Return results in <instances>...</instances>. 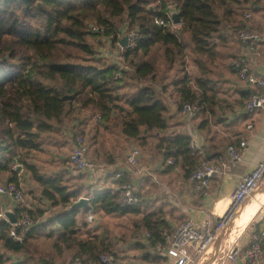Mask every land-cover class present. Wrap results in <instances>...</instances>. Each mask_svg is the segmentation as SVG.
I'll return each mask as SVG.
<instances>
[{
    "label": "trees",
    "instance_id": "1",
    "mask_svg": "<svg viewBox=\"0 0 264 264\" xmlns=\"http://www.w3.org/2000/svg\"><path fill=\"white\" fill-rule=\"evenodd\" d=\"M167 1L0 0V178L2 182L19 184L24 170L36 184L38 201L61 208L59 214L35 225L34 213L40 217L44 209L25 206L33 226L20 243L9 237L10 225L0 218V264H9V253L27 252L36 229L55 224L57 229H51L48 236L56 237L57 249L74 251L71 263L80 257L84 264H115V252L112 262L100 261L101 254L110 255L109 242L81 217L88 213L124 215L136 209L119 206L118 190H91V187L84 190L76 185L74 180L81 178L82 173L73 175L68 169L45 171L42 164L31 160L32 152L43 150L41 135L58 133L70 118L73 103L100 113L105 124L119 121L121 134L140 149H147L154 137L157 154L165 161L171 159L180 164L186 177L202 160L197 154L191 155L188 135L166 134L170 127L167 103L154 86L143 82L156 80L159 62L153 57L155 50L165 66L181 61L187 45L197 55L213 60L214 39L221 37L223 28L228 24L231 29L246 26L243 17H238L248 10L246 4L250 0H174L181 19L180 29L188 34V40L169 27L155 24V18L166 17ZM91 23L104 26L105 31L90 33ZM124 26L141 34L132 48L121 50L127 69L99 57L91 40L92 35L111 36L110 42L117 46V34ZM191 81L184 73L175 82L180 97L177 111L180 112L184 102H190L198 106L202 117L198 128H206L214 118L221 122L225 116L218 117L214 87L200 75L194 78L193 85ZM237 93L233 108L241 109L249 91ZM70 132L71 136L67 131L64 134L72 143L76 133L82 134ZM113 157L106 162L113 163ZM14 160L21 166L19 171L10 168ZM123 180L130 179L124 177L116 182ZM82 196L88 198V204L73 207ZM140 223L150 233L149 245L153 247L162 240L161 231L167 235L172 232L163 217L154 212L143 215ZM150 257L145 254L144 259Z\"/></svg>",
    "mask_w": 264,
    "mask_h": 264
},
{
    "label": "crops",
    "instance_id": "2",
    "mask_svg": "<svg viewBox=\"0 0 264 264\" xmlns=\"http://www.w3.org/2000/svg\"><path fill=\"white\" fill-rule=\"evenodd\" d=\"M259 1L251 11L250 18L244 20L246 26H251L258 31L264 29V3ZM239 54L240 44L238 43L235 56ZM252 68L257 75L264 77V44L259 45L258 58ZM240 90H247V87L243 84L238 88V91ZM167 106L170 125L167 133L178 132L189 135L187 134L189 131L196 137L200 146L196 156L215 164H221L225 161L226 165L222 168L221 173L210 179L209 187L206 190L196 191L194 184L189 177L185 176L180 164H168L162 155H158L156 152L147 153L146 147L141 148L142 155L138 164L136 166L129 165L126 156L130 147L135 144L132 139L124 137L123 153H116L113 163L109 164L104 161L99 168L82 173L85 175H81L82 178L77 179L82 181L81 187L86 184L88 186L85 188L91 187V190H117L118 183L112 179L109 170L121 164L120 166L125 169L124 177L137 185L138 203L133 206L136 211L122 215L124 216V256L128 257L125 264H169L166 256L158 253L153 245H149V240L145 237L147 230L141 227L140 223L143 215L149 212L157 213L163 217L171 230L187 218L195 221H201L206 217L217 218L227 208L237 182L258 161L264 158V107L248 115L239 116L235 112L226 113L224 121H210L204 129L195 126L193 119L189 123L190 129H188L182 114L173 109L171 105L167 104ZM236 108L237 106L233 110L235 111ZM248 123L252 124L251 129L246 127ZM67 135L71 136L69 130ZM241 140L245 141V146L241 149V159L239 161H227L226 147L229 144L238 145ZM263 184L264 181L261 185ZM4 204L5 212H15L14 203L10 199L5 197ZM249 207L251 206H248V211L251 210ZM244 213L242 212L238 219ZM93 215L95 221L92 225L97 226L102 220H110V215L115 214L95 213ZM83 217L84 215L81 218ZM77 218L79 219V217ZM246 218L241 221L237 220L233 226L235 228L238 225L236 237L232 243L225 236L229 228L224 235L208 246L194 260L193 264H264V245L262 246V253L257 259L251 260L245 255V250L250 245V233L253 230H258L264 221L258 222L253 219L250 224L247 223L248 227L244 229V224L247 222ZM54 226H56V230L57 224L48 226L50 231L54 229ZM240 226L242 229L239 228ZM97 232H100L99 229ZM231 248L234 249L236 255L234 261L226 256ZM145 254H150L149 260L144 259ZM8 257L10 258L9 264H24L22 254L9 253Z\"/></svg>",
    "mask_w": 264,
    "mask_h": 264
},
{
    "label": "built area",
    "instance_id": "3",
    "mask_svg": "<svg viewBox=\"0 0 264 264\" xmlns=\"http://www.w3.org/2000/svg\"><path fill=\"white\" fill-rule=\"evenodd\" d=\"M258 0H250L246 4L248 10L253 9ZM165 18H155L156 25L161 27H169L170 29L176 26L171 19L172 12H178L177 3L174 0L166 2ZM243 13V19L248 20L251 16V10ZM89 32L92 34L103 33L104 26L91 23ZM172 30V29H171ZM229 34L240 44V54L232 60L231 67L234 69L238 79L247 87L249 91L248 97L241 109L235 110L237 115H248L257 109L264 107V77L257 75L253 68L258 58V47L264 44V29L256 30L251 26H242L230 28ZM126 35L127 42L124 47L119 44L120 39ZM119 41L117 46L120 50L125 48H132L135 41L141 38V34L136 29H128L124 26L119 30ZM108 43L111 41L110 37H103ZM180 113L182 114L187 128L190 129L189 123L198 113V106L194 103L184 102L181 106ZM96 120H100V113H96ZM248 129L252 128V124L246 125ZM190 137L189 148L191 155H196L199 152L200 146L196 137L189 131ZM245 146V141H239L238 145L229 144L226 147L227 161H239L241 159V149ZM89 143L84 135L76 133L73 137L72 148L66 157L67 163L72 169L79 173H86L96 166V164L88 157ZM141 149L133 145L130 147L126 156V160L131 166H136L141 157ZM172 164L171 159L165 161ZM215 164L208 160L202 159L197 162L193 168L189 179L194 184L196 191L206 190L209 187L210 179L221 173L222 168L225 167L226 162ZM121 165V164H120ZM120 165L109 170L114 181L124 179L125 169ZM18 166L17 161L10 164L12 170ZM264 181V158L258 161L253 168L247 172L236 184L230 196V202L225 211L217 218L206 217L201 221L187 218L180 222L173 228L172 232L167 235L161 231L159 234L162 237L158 241L154 249L166 256L169 264H193L194 260L199 257L208 246L214 243L219 237L224 235L226 231L234 226V221L238 213L243 209L246 203L254 195L255 191L260 187ZM119 191V206L122 208L132 207L138 203V189L137 185L131 180H123L118 184ZM24 191L20 184L13 182L0 183V218L4 219L10 225L9 237L15 242H22L33 226L31 215L24 209L23 201ZM10 199L14 203V211L16 221L10 223L5 215L4 198ZM77 201V200H76ZM88 223L93 224L95 216L88 213L86 216ZM255 221H264V201L259 205V212L255 214ZM145 237H150L148 231L145 232ZM264 245V223L258 230H253L250 233V245L245 250V255L248 259H257L262 253V246ZM228 259L235 260L236 255L234 249H229L227 255ZM100 261L103 263H110L113 261L111 256L106 254L100 255ZM72 264H84L80 257H75Z\"/></svg>",
    "mask_w": 264,
    "mask_h": 264
},
{
    "label": "rangeland",
    "instance_id": "4",
    "mask_svg": "<svg viewBox=\"0 0 264 264\" xmlns=\"http://www.w3.org/2000/svg\"><path fill=\"white\" fill-rule=\"evenodd\" d=\"M259 2L264 3V0H260ZM244 12L245 11H243V13ZM243 13L238 19H242ZM179 25L180 24L171 29L176 31L178 35L184 37L185 40H188V34L182 32ZM229 28H231V26L229 24L226 25L225 28H223L224 32L221 34V37H216V39H214L215 51L213 60H209L208 57L197 55L193 52L191 47L187 45L181 61H176L172 66H165L161 60L159 51L155 50L153 52V57L159 62L156 80L154 82L147 80L144 81L143 84L154 86L166 103L177 110L176 104L180 97L175 82L179 80L184 73H187L193 85L194 78L200 75L208 79L209 84L216 90V110L218 112V117L231 112L238 88L243 86V84L239 81L231 68V62L236 57L235 54L238 41L234 39L231 34L227 33L229 32ZM91 40H93V43L98 48L99 57H103L107 61L115 63L121 69L128 68L122 60L121 50L118 46L113 45L111 42L108 43L103 36L92 35ZM73 104L75 107L73 106L72 114L70 118H67L60 126L59 132L42 134L41 140L43 150L30 154L31 160L35 163L42 164L45 171L68 169L73 175L79 174L75 169L69 166L66 160L72 145V142L64 134V131L66 132L68 130H73V134L79 132L85 136L89 143L88 157L96 164L94 169L99 168L110 156H114L116 153H123L124 136L120 132L121 126L119 121L117 124L114 121L105 124V121L102 119L98 121L94 118L96 113L90 107L83 109L79 104ZM201 119L202 117L198 112L193 120L194 125L197 126ZM174 120H176V117H174ZM216 121L215 118L212 119V122ZM222 121H224V119ZM151 140L146 152L157 153L155 147L157 140L155 141L154 137H151ZM133 143L135 144V142ZM115 157L116 156L113 158L115 159ZM83 175L85 174H82V176ZM2 179L3 178H0V183H3L1 181ZM74 182L76 185L82 183L80 180H74ZM19 184L24 191V206L32 208L41 207V209H44L40 217L36 216L34 213L33 220L35 225L36 223H45L47 219L60 213V207H51L48 203L41 204L38 201L36 184L32 181L28 172L24 170L21 171ZM84 185L88 186L86 184ZM85 186H82L84 190L86 189ZM258 192H264V184L255 191V193ZM255 209H257V206ZM254 210L248 211V209H245V213L240 219L236 216L234 225L237 220L241 221L248 216L246 218L247 222L244 224V229L248 227L251 220L255 219L253 214ZM258 212L259 207L256 213ZM110 217V220H102L97 226L88 223V227L95 232L99 229V233L109 242L111 249L109 253L111 257L113 256V252L116 253L115 264H125L128 257L124 256V216L110 215ZM82 219H86V216ZM125 221L127 220L125 219ZM48 226L43 230L36 229V237L33 238L29 247L30 249L22 253L24 264H71L74 251L65 248L57 249L55 244L56 237L48 236L51 227ZM55 227L56 226H54V229ZM239 228L242 229L241 226ZM236 229L237 226L235 228L232 226L225 234L226 238L230 240V243H232V240L236 237ZM0 252H2L1 247Z\"/></svg>",
    "mask_w": 264,
    "mask_h": 264
},
{
    "label": "water",
    "instance_id": "5",
    "mask_svg": "<svg viewBox=\"0 0 264 264\" xmlns=\"http://www.w3.org/2000/svg\"><path fill=\"white\" fill-rule=\"evenodd\" d=\"M171 15H172V16H171L172 22H173L175 25H178V24L181 23V19H180V17H179L178 12H175V11H174V12H172ZM126 42H127V37H126V35H124V36L120 39L119 44H120L122 47H124V46L126 45ZM66 98H70V96H64V99H66ZM20 168H21V166L18 165L17 168H16V170L19 171ZM87 204H88V198H87V197H80L77 201H75V202L73 203L72 206H73V207H85ZM5 215L7 216V218H8V220H9L10 223H13V222L16 221V217H15L13 211H6V212H5Z\"/></svg>",
    "mask_w": 264,
    "mask_h": 264
},
{
    "label": "bare ground",
    "instance_id": "6",
    "mask_svg": "<svg viewBox=\"0 0 264 264\" xmlns=\"http://www.w3.org/2000/svg\"><path fill=\"white\" fill-rule=\"evenodd\" d=\"M264 200V192H258V193H255L252 197H251V200L249 201V202H247L246 203V205L243 207V209L238 213V215H237V217L242 213V212H244V210L246 209L247 210V208H248V206H251V207H249L251 210H254L255 209V207L257 206V204H258V207H259V205L262 203L261 201H263ZM259 202H261V203H259ZM258 207H257V209H255V211H254V215L256 214V212H257V210H258ZM251 214V213H250ZM250 219V218H249ZM237 227H238V225H237Z\"/></svg>",
    "mask_w": 264,
    "mask_h": 264
}]
</instances>
